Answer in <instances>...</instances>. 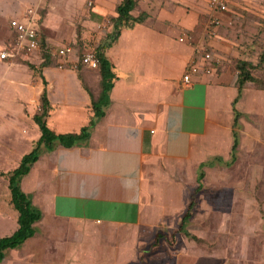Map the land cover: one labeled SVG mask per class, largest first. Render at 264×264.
<instances>
[{"label": "crops", "instance_id": "obj_1", "mask_svg": "<svg viewBox=\"0 0 264 264\" xmlns=\"http://www.w3.org/2000/svg\"><path fill=\"white\" fill-rule=\"evenodd\" d=\"M92 1V18L99 26L101 21L118 17L117 8L124 0ZM247 4L253 6L247 0H230L228 11L221 15L217 36L209 37L212 13L209 0H136L131 15L138 17L146 13L147 16L133 27L123 28L118 39L106 49L117 78L100 118L95 116L93 106L101 93L99 69L86 67L80 76L76 69L69 67L49 65L42 68L36 95L40 98L46 86L52 106L47 126L56 134H78L90 125L92 119L96 123L89 128L85 140L71 147L57 142L52 150L42 152L23 177V191L31 196L33 204L43 214L35 227L45 226L53 218L79 225L136 227L142 223L147 168L152 166L153 172L157 173L160 156L176 163H190L199 169L201 163L216 157L228 161L224 157H231L235 121L233 104L238 95L236 63L246 60L241 57L243 46L232 24L239 20L238 11L247 9ZM29 7L40 10L42 4L34 3L26 9ZM26 9L21 7L9 19L11 40L0 48L13 41L10 21L23 17ZM43 24L40 12L41 35ZM112 30L111 23L105 31L98 29L95 40L101 43ZM184 32L192 35L193 44L179 40ZM42 42L45 46L43 35ZM200 44L219 54L222 64L206 74L199 56L200 70L192 76L193 82L186 85L182 81L183 75L195 56L194 47ZM86 46L82 55L87 50H96ZM24 56L29 55L18 54L13 59L0 61H15ZM12 68L25 73L27 80L39 72L29 64ZM251 83L245 84L242 98L236 104L241 113L239 135L243 116L241 108L248 105L245 100ZM58 85L63 90L64 86H72L75 94L54 96L52 90ZM35 114L31 113V122L28 119L25 122L34 130L33 136L39 139L41 131L34 121ZM214 166L206 165L204 170ZM157 174L159 178L160 172ZM6 183L8 186V179ZM8 199L5 216L17 222V227L6 234L11 235L19 227V212L10 196ZM34 237L36 234L20 248L8 249L2 264L11 260ZM146 245L149 244L139 247V259L141 248Z\"/></svg>", "mask_w": 264, "mask_h": 264}, {"label": "rangeland", "instance_id": "obj_2", "mask_svg": "<svg viewBox=\"0 0 264 264\" xmlns=\"http://www.w3.org/2000/svg\"><path fill=\"white\" fill-rule=\"evenodd\" d=\"M39 2L46 41L43 48L69 45L72 52L66 67L73 68L76 63L73 69H85L80 62L82 52L86 45L97 48L100 43L94 34L98 29L105 31L110 23V19L99 26L95 23L92 0H0V45L11 40L9 19L21 7ZM247 2L253 6L240 9L239 20L232 26L243 46L241 57L256 65L253 74L258 79L249 86L248 105L241 108L237 160L205 168V188L197 194L187 225L199 240L183 233L177 234L174 246L167 240L179 228L194 194L199 166L160 156L156 166L159 178L152 166L147 168L140 225L100 227L53 218L45 226H37L36 237L5 264H264V0ZM44 59L43 52L42 58L32 53L15 61H0V237L17 227L14 219L5 216L11 192L1 173L14 169L38 141L25 121L31 122V113L40 111L36 86ZM51 60V65L58 67V59ZM27 64L39 69L30 80L12 68ZM63 88L58 85L53 95L75 94L72 86ZM158 233L164 235L160 245L148 250L145 260L139 259V247L149 244L141 248L145 252Z\"/></svg>", "mask_w": 264, "mask_h": 264}, {"label": "trees", "instance_id": "obj_3", "mask_svg": "<svg viewBox=\"0 0 264 264\" xmlns=\"http://www.w3.org/2000/svg\"><path fill=\"white\" fill-rule=\"evenodd\" d=\"M135 6L136 0H124L118 6V17L110 19V23L113 26L112 32H110L96 48L99 58V67L95 68V70L99 69L101 74V93L99 98L93 102L95 116L97 118H100L103 115L104 107H106L109 103V92L112 89L117 78L113 71V66L106 56V49L118 39L123 28L133 27L136 23L144 21L147 16L146 13H142L138 17H133L131 15V11ZM44 50L45 59L41 62V67L51 65V59H54L53 57H51L48 47H45ZM29 66L32 69L39 71L38 67H36L34 64H29ZM255 66L256 65L249 60H238L236 63V69L238 70V95L235 98L233 104L235 121L233 124L234 142L231 150V158L230 160L225 161L221 157H216L212 161L200 164V170L197 177L198 185L189 202L187 210L185 211L180 221L179 228L175 229L169 234V237H167L169 244L172 246H174L177 242L178 233H183L187 237L199 240L198 237L190 233L187 225L191 217L193 216L194 208L197 205V194L205 188L204 178L206 173L204 167L206 165L214 166L216 163L231 165L237 160L238 148L240 146V135L238 128L240 127L239 118L241 116V113L237 109L236 104L242 98L245 84L248 82H257L258 78H256V76L253 74V69L255 68ZM77 71L81 76V68H78ZM44 83L45 85H47L45 79ZM51 107L52 106L47 94V88L45 86L43 92L40 95V111L34 115V121L39 126L41 131V136L38 139L36 146L30 152L22 156L21 161L16 168L8 172L1 173L8 179V187L11 192V203L19 212V227L11 235L0 237V264H2L3 260L5 259L8 249L20 248L28 238L35 235L36 227L34 225L38 221H40L43 216L42 211L33 204L31 196L25 193L21 187L23 177L30 172L32 166L39 160L42 154V148L45 147L46 150H52L57 142L63 146L71 147L79 143L80 141L85 140L89 136V128L96 123V120L92 119L90 125L88 127H84L78 134H56L47 126L46 122ZM163 237L164 235L162 233H158L155 236V238L151 242V245L149 247H146L148 249L145 252H141L140 256L142 260H145L144 258L148 250L151 251L160 245L161 239Z\"/></svg>", "mask_w": 264, "mask_h": 264}, {"label": "built area", "instance_id": "obj_4", "mask_svg": "<svg viewBox=\"0 0 264 264\" xmlns=\"http://www.w3.org/2000/svg\"><path fill=\"white\" fill-rule=\"evenodd\" d=\"M230 0H209L211 9L210 30L209 37L217 36L216 29L221 25V15L228 11ZM92 4V2H91ZM40 10L37 7H29L26 9L25 15L21 18H13L10 21L14 39L4 48H0V60H8L15 58L18 54L30 55L35 53L39 58L43 57V42L42 35L39 30ZM181 42H188L193 44V37L191 34L184 32L180 36ZM71 47L63 46L58 49H50L51 57L57 58V65L59 68L68 66V53L71 52ZM195 56L189 61L188 68L183 75L182 81L189 85L193 82L192 76L197 74L200 70L198 64V57L200 56L205 67L203 68L206 74L216 70L222 64V57L211 50L205 44L196 45L194 47ZM81 64L88 68H98L99 58L95 49L87 50L80 58ZM77 67L73 63V68Z\"/></svg>", "mask_w": 264, "mask_h": 264}]
</instances>
